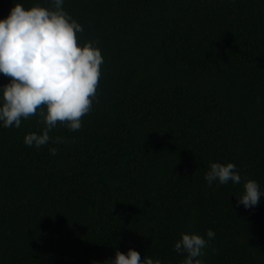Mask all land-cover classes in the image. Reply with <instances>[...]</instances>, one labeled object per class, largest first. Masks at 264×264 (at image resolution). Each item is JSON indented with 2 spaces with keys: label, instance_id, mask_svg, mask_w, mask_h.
Wrapping results in <instances>:
<instances>
[{
  "label": "trees",
  "instance_id": "trees-1",
  "mask_svg": "<svg viewBox=\"0 0 264 264\" xmlns=\"http://www.w3.org/2000/svg\"><path fill=\"white\" fill-rule=\"evenodd\" d=\"M12 6L0 0V19ZM63 8L83 26L78 43L101 51L97 94L79 130L49 133L62 143H23L44 127L38 115L0 125V264H103L129 248L182 264L180 233L209 229L203 264H264V196L245 209L243 184L204 179L230 162L264 192V0Z\"/></svg>",
  "mask_w": 264,
  "mask_h": 264
},
{
  "label": "clouds",
  "instance_id": "clouds-1",
  "mask_svg": "<svg viewBox=\"0 0 264 264\" xmlns=\"http://www.w3.org/2000/svg\"><path fill=\"white\" fill-rule=\"evenodd\" d=\"M52 8L35 4L26 8L20 3L11 7L0 19V74L9 81L0 85V125L21 127L22 119L39 116L44 125L39 133L24 136L23 143L40 148L53 143L49 133L60 122L70 131L82 127V116L89 113L96 98L100 66L104 63L95 42L78 43L83 26L63 8L64 0H51ZM55 156L57 149L49 148ZM204 179L214 183L243 184L237 205L245 209L258 206L264 192L255 180L242 177L233 163L212 162ZM205 236L182 232L174 243V251L184 256L182 264H203L200 259L216 233L209 229ZM91 264H99L93 261ZM103 264H162L159 259L141 255L129 248L115 251Z\"/></svg>",
  "mask_w": 264,
  "mask_h": 264
}]
</instances>
